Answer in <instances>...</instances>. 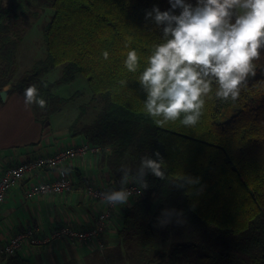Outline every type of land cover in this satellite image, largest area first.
<instances>
[{
  "label": "trees",
  "instance_id": "16d2710c",
  "mask_svg": "<svg viewBox=\"0 0 264 264\" xmlns=\"http://www.w3.org/2000/svg\"><path fill=\"white\" fill-rule=\"evenodd\" d=\"M35 1L40 10L52 9L42 31L45 57L17 80L20 14L12 5H0V91L9 86L24 93L35 85L47 107L32 109L47 126L51 116L80 96H54V84L82 75L92 96L78 107L69 136L101 148L96 166L117 186L128 180L147 185L141 186L142 198L120 208L112 246L102 242L92 264H264V46L253 61L255 75L247 77L235 101L218 98L213 82L194 127L179 120L160 127L143 110L147 93L138 77L155 47L166 42L164 26L156 25L154 14H145L154 6L169 10L168 0ZM244 11L234 9L233 22ZM130 50L139 58L134 73L123 63ZM57 66L63 69L55 83L40 79ZM95 102L93 120L82 124ZM156 153L165 163L163 179L148 169L141 175L142 160H156ZM2 260L29 264L17 254Z\"/></svg>",
  "mask_w": 264,
  "mask_h": 264
},
{
  "label": "clouds",
  "instance_id": "9594fccd",
  "mask_svg": "<svg viewBox=\"0 0 264 264\" xmlns=\"http://www.w3.org/2000/svg\"><path fill=\"white\" fill-rule=\"evenodd\" d=\"M168 3L167 11L154 6L145 14L146 17L154 14L156 25L164 26L166 42L155 47L138 77L147 93L143 110L160 127L177 120L194 127L204 107L202 97L212 91L213 82L218 85L215 93L218 98L227 101L230 97L235 101L247 77L255 75L253 61L259 58V49L264 46V0H195V4L168 0ZM237 7L245 11L236 15L233 22ZM177 9L179 14H173ZM102 55L108 59L107 51ZM138 59L135 50L127 52L123 63L128 72H136ZM125 83L121 81L122 86ZM23 100L26 108L33 104L40 109L47 107L35 85L24 90ZM156 156V160H142L141 175L148 169L155 177L164 178L165 163L159 153ZM141 186L147 187L143 182ZM128 196L126 191H115L104 199L116 205L126 203Z\"/></svg>",
  "mask_w": 264,
  "mask_h": 264
},
{
  "label": "crops",
  "instance_id": "0c3cea01",
  "mask_svg": "<svg viewBox=\"0 0 264 264\" xmlns=\"http://www.w3.org/2000/svg\"><path fill=\"white\" fill-rule=\"evenodd\" d=\"M2 90H7L8 94L4 101L0 99V178L7 169L21 162L53 155L70 146L88 144L82 137L64 142L59 137L61 130L42 126L36 120L32 106L25 107L24 93L12 92L9 86ZM65 132L68 134L67 130ZM96 158L97 156L88 153L63 167L72 180V187L62 195L43 196L32 200L23 198V191L27 186L55 178L57 170L38 171L14 186L7 193L0 210V246L11 236L29 227H39L44 233L65 223L81 230L90 228L103 205L87 199L84 188L93 185L110 192L117 187L106 170L97 168ZM128 203L117 204L112 211L101 236L107 249L111 248L116 227L120 223V208ZM96 252L94 247L84 243L54 240L39 248L24 246L17 251V255L28 260L29 264H64L70 260L79 264L90 260L87 264H92ZM0 264H5V261L0 259Z\"/></svg>",
  "mask_w": 264,
  "mask_h": 264
},
{
  "label": "built area",
  "instance_id": "2783aa9c",
  "mask_svg": "<svg viewBox=\"0 0 264 264\" xmlns=\"http://www.w3.org/2000/svg\"><path fill=\"white\" fill-rule=\"evenodd\" d=\"M100 152L101 148L85 143L63 148L53 155L35 157L7 169L0 178V210L5 202L7 193L14 186L19 184L26 176L34 175L41 170H57L58 174L53 179L37 181L27 186L23 191L24 200L64 194L71 189L72 180L63 167L88 153L98 156ZM115 191L128 192L127 202L129 203L143 197L141 186L133 180L126 181L123 185L117 186L116 189L110 192L88 185L84 188L85 197L103 205L90 228L81 230L67 223L47 233H44L39 227L26 228L23 232L11 236L5 244L0 246V259L15 256L17 251L24 246L39 248L54 240L84 243L101 250L104 245L100 238L104 234L112 211L117 205L107 203L104 198Z\"/></svg>",
  "mask_w": 264,
  "mask_h": 264
},
{
  "label": "rangeland",
  "instance_id": "374dc122",
  "mask_svg": "<svg viewBox=\"0 0 264 264\" xmlns=\"http://www.w3.org/2000/svg\"><path fill=\"white\" fill-rule=\"evenodd\" d=\"M0 5L4 7L12 5L14 11L20 14L18 20L20 27L16 29V31L22 35V42L18 47L16 57L18 71L15 80H17L25 71L29 70L36 61L45 57V45L42 39V31L52 16V9L47 8L40 10L38 1L35 0H0ZM33 13L38 15L34 17L32 15ZM62 69L63 66L52 68L47 73L42 74L40 79L55 83L60 78ZM52 93L54 96L66 99L71 98L76 93L80 94V96L70 101L61 112L51 116L49 124L47 125L51 129L61 130V134L59 135L60 139L67 142L71 140V137H69L65 131L77 117L78 107L89 102L92 92L88 87L87 80L82 75H76L74 80L69 83H55L52 88ZM98 107L99 102L92 103L88 107L82 119V124L89 123L93 120L96 114L94 113V108ZM62 131L64 132L62 133ZM100 258L101 257L98 256V259ZM91 262H93V259Z\"/></svg>",
  "mask_w": 264,
  "mask_h": 264
},
{
  "label": "water",
  "instance_id": "95a60500",
  "mask_svg": "<svg viewBox=\"0 0 264 264\" xmlns=\"http://www.w3.org/2000/svg\"><path fill=\"white\" fill-rule=\"evenodd\" d=\"M8 94V91L7 90H1L0 91V99L2 100V101H4L5 100V98H6V95Z\"/></svg>",
  "mask_w": 264,
  "mask_h": 264
}]
</instances>
